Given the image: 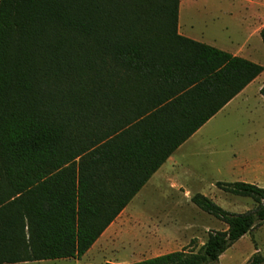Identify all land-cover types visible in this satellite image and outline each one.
Here are the masks:
<instances>
[{
  "label": "trees",
  "instance_id": "16d2710c",
  "mask_svg": "<svg viewBox=\"0 0 264 264\" xmlns=\"http://www.w3.org/2000/svg\"><path fill=\"white\" fill-rule=\"evenodd\" d=\"M180 5L0 0V264L82 260L169 158L264 73L181 36ZM217 187L254 208L233 214L196 194L193 205L227 231L210 233L198 254L137 264H218L264 225V188Z\"/></svg>",
  "mask_w": 264,
  "mask_h": 264
},
{
  "label": "rangeland",
  "instance_id": "374dc122",
  "mask_svg": "<svg viewBox=\"0 0 264 264\" xmlns=\"http://www.w3.org/2000/svg\"><path fill=\"white\" fill-rule=\"evenodd\" d=\"M181 5L179 25L184 36L230 54L237 52L264 67L260 36L264 0H181ZM262 87L264 73L244 101L211 120L187 146V164L205 179L202 187H190V198L166 196L162 190L163 195L155 193L150 203L138 198L82 260L33 264H137L174 252L198 254L210 233L225 232L228 227L194 206L192 197L202 194L230 213L244 214L254 208V202L227 194L217 184L246 182L264 188ZM233 160L239 164L231 172L228 165ZM243 160L248 163L240 164ZM256 256L264 259V225L237 242L218 264H251Z\"/></svg>",
  "mask_w": 264,
  "mask_h": 264
},
{
  "label": "crops",
  "instance_id": "0c3cea01",
  "mask_svg": "<svg viewBox=\"0 0 264 264\" xmlns=\"http://www.w3.org/2000/svg\"><path fill=\"white\" fill-rule=\"evenodd\" d=\"M183 9L184 8H182V5H180L179 20H180V15L183 12ZM179 34L185 38H188V37L184 36V34L182 33L180 25H179ZM188 39L194 40L192 38H188ZM194 41H196V40H194ZM196 42H199V41H196ZM199 43H202V42H199ZM202 44H204V43H202ZM208 46H210V45H208ZM211 47L217 48V46H211ZM217 49H219V48H217ZM219 50H221V49H219ZM221 51L226 52L225 50H221ZM231 55L241 57L237 54V52H235L234 54H231ZM241 58L247 59L245 57H241ZM255 82H253L251 85H249L239 96H237L232 102H230L218 115H220L221 113L228 110L236 102L244 101V99L247 97L249 89L251 88V86ZM262 89H263V87L261 88V90ZM198 133H196L189 141H187L183 146H181L169 158V160L160 168V170L156 174L153 175V177L150 179V181L147 183V185L135 197V199L131 202V204L138 198H141L142 202L145 201V202L150 203L153 201L152 197L154 196L155 193L159 194L160 196L163 195L161 190L165 192L166 196H168V195L169 196H176L179 199L185 201V200H187V198H190V194H191L190 187L196 188V187H202L204 185L203 184L205 182L204 175H200V176L195 175L194 169H192L187 164V162H186L187 160H185L187 157L185 154L187 151L186 148L190 144L194 143V140H195L196 136H198ZM234 159H235V155H234ZM215 163L216 162H213L214 165H215ZM247 163H248V160H245V161L243 160V163H240V164L243 165V164H247ZM238 164H239V162L237 163L235 160L230 162V165H228L229 171L233 172ZM208 180L211 182L213 181V180H210V178ZM242 183H246V182H242ZM247 184H249V183H247ZM210 185L212 186L213 184H210ZM136 215L145 216L144 213L140 214V212H137ZM57 261L69 262L72 260H57ZM46 262H56V261H46ZM36 263H42V262H36ZM24 264H33V263H24Z\"/></svg>",
  "mask_w": 264,
  "mask_h": 264
}]
</instances>
